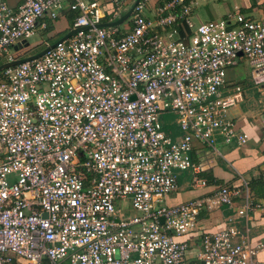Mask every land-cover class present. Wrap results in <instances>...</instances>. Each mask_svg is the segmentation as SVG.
<instances>
[{
  "label": "built area",
  "instance_id": "obj_1",
  "mask_svg": "<svg viewBox=\"0 0 264 264\" xmlns=\"http://www.w3.org/2000/svg\"><path fill=\"white\" fill-rule=\"evenodd\" d=\"M132 1L107 13L96 0H0V264H264V243L233 228L202 234L194 261L176 239L242 189L236 214L261 208L244 180L167 202L184 171L208 186L192 152L247 143L227 116L243 97L226 72L243 58L264 82V11L194 22L184 0L152 18L149 0ZM64 2L70 34L18 62Z\"/></svg>",
  "mask_w": 264,
  "mask_h": 264
},
{
  "label": "crops",
  "instance_id": "obj_2",
  "mask_svg": "<svg viewBox=\"0 0 264 264\" xmlns=\"http://www.w3.org/2000/svg\"><path fill=\"white\" fill-rule=\"evenodd\" d=\"M21 1L7 0L11 7L18 6ZM96 1L101 3L108 13L112 0ZM131 1L123 0V3L128 4ZM161 2L162 0H149L145 14L152 18V9H156ZM184 2L193 6L194 22L227 19L233 13L258 16L264 11V0H184ZM57 15L53 22L49 21L48 34L52 38V41H48L49 44L55 43L69 33L75 11L70 10L68 2H64L58 8ZM157 30H160L159 27ZM183 30L184 28L178 27L179 34H182ZM43 46L38 50H33L30 46L31 48L22 54L23 58L38 53ZM226 79L229 86L239 85L242 88V100L228 109L227 116L248 135V141L242 146L234 144L222 146L224 157L210 156L205 154L204 150L197 154L192 152L193 160L202 164L200 176L207 180L208 186L192 188L190 174L184 171L179 176L177 192L173 196L170 195L167 202L178 203L207 194L223 184L238 185L242 188L240 183L242 179L247 183L248 195L252 202L259 203L261 208L250 211L248 217L236 214V209L244 202L245 191L242 189L234 198L232 207L223 205L211 212L201 211L196 231L176 237L177 240L188 242L187 255L190 261L196 260L197 243L204 233L233 228L237 231V236H246L251 246L264 243V82L254 81L252 68L247 61H243V58L227 69ZM256 257L264 261V246L259 249Z\"/></svg>",
  "mask_w": 264,
  "mask_h": 264
},
{
  "label": "rangeland",
  "instance_id": "obj_3",
  "mask_svg": "<svg viewBox=\"0 0 264 264\" xmlns=\"http://www.w3.org/2000/svg\"><path fill=\"white\" fill-rule=\"evenodd\" d=\"M49 29L45 31H40L34 34L32 37H30L27 42L31 45L33 50H38L43 46V42L52 41V38L49 37ZM42 39V41H40ZM32 50V51H33ZM243 61H246L243 59ZM176 192L172 193L171 196H173Z\"/></svg>",
  "mask_w": 264,
  "mask_h": 264
},
{
  "label": "water",
  "instance_id": "obj_4",
  "mask_svg": "<svg viewBox=\"0 0 264 264\" xmlns=\"http://www.w3.org/2000/svg\"><path fill=\"white\" fill-rule=\"evenodd\" d=\"M132 2H137V0H133ZM130 11H131V8H130V9H129V10H128V11H127V12H126L121 18L117 19L116 21L112 22L111 24H117V23L121 22V21H122V20H123L128 14H129ZM70 32H71V31H69V33H67V35H65V36L62 37L61 39L67 37V36L70 34ZM61 39H59V40H61ZM55 44H56V42L53 43V44H50L49 47H45V48L41 49L38 53H36V54H34V55H31V56H28V57H25V58L19 59L18 62H19V61H22V60H29V59H32V58L38 57V56L42 55L44 52H46L50 47L54 46Z\"/></svg>",
  "mask_w": 264,
  "mask_h": 264
},
{
  "label": "trees",
  "instance_id": "obj_5",
  "mask_svg": "<svg viewBox=\"0 0 264 264\" xmlns=\"http://www.w3.org/2000/svg\"><path fill=\"white\" fill-rule=\"evenodd\" d=\"M165 130H172L175 135L179 134L177 128L174 125L164 124Z\"/></svg>",
  "mask_w": 264,
  "mask_h": 264
}]
</instances>
